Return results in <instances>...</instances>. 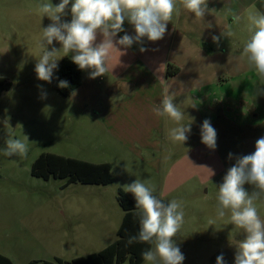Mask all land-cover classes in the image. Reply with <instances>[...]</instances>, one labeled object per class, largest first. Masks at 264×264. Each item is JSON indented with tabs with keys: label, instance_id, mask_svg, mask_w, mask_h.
<instances>
[{
	"label": "rangeland",
	"instance_id": "374dc122",
	"mask_svg": "<svg viewBox=\"0 0 264 264\" xmlns=\"http://www.w3.org/2000/svg\"><path fill=\"white\" fill-rule=\"evenodd\" d=\"M43 2L0 0V78L12 83V88L0 96V255L13 264H59L57 259L72 262L99 253L118 239L124 216L118 190L140 179L155 185L153 194L164 202L173 198L183 201L184 223L174 237L185 257L183 264H216L221 254L225 264H235L237 245L246 234L230 223V213L217 219V194L236 157L252 154L257 139L264 136V91H258L264 82L257 75L253 84L241 81L233 95L224 100V112L214 108L218 111L216 122L211 124L217 133L214 150L201 142V117L192 104L186 110L180 108L185 113L180 123L191 126L187 141L183 145L172 142L168 132L177 125L161 117L165 122L159 138L163 148L155 158L153 153L144 159L101 127L94 114L103 111L107 102L95 100L85 105L78 91L63 97L49 82L37 78L42 29L52 23L38 11ZM51 3L56 6L60 0ZM70 9L71 0L62 22L71 21ZM248 38L247 34L242 37L241 53ZM53 47L59 50L62 45L54 40L47 49ZM72 55L62 57L58 65ZM225 68L215 60L205 69L206 76L210 80ZM90 71L84 70L85 75ZM231 88L220 92L222 97ZM227 106L231 113L226 112ZM135 120L147 124L137 116ZM24 135L29 140L27 156H4L6 139H23ZM43 154L109 163L114 182L108 186L67 185L68 179L46 181L33 176L32 166ZM244 188L249 194L256 190L247 183ZM257 208L264 219V199L257 201ZM209 220L215 223L209 226Z\"/></svg>",
	"mask_w": 264,
	"mask_h": 264
},
{
	"label": "clouds",
	"instance_id": "9594fccd",
	"mask_svg": "<svg viewBox=\"0 0 264 264\" xmlns=\"http://www.w3.org/2000/svg\"><path fill=\"white\" fill-rule=\"evenodd\" d=\"M180 2L183 9L194 14L196 20L204 21L206 14L213 15L215 12L208 8V0ZM69 4L70 0H60L58 5L53 6L51 0H45L38 5L40 15L52 21L42 29L39 42L42 52L35 65L39 80L50 83L54 70L58 69V61L69 53H73L71 60L80 70H91L89 78L105 75L109 71L113 50L123 55L124 52L118 46L127 49L143 37L153 42L162 39L168 22L179 11L177 0H71V21L62 22L61 17L65 15ZM229 14L233 24L241 21V16L231 10ZM246 20L250 35L241 54L246 57L248 65L254 68L259 80L264 82V12L252 5L246 12ZM125 21L134 26L135 36L125 34L117 40V34L124 31ZM211 27L210 22L206 24V28ZM98 34L102 36L100 43H96ZM233 35L230 28L221 32L223 37L231 38ZM221 36L213 35V42L219 44ZM54 40L62 47L59 50L53 47L49 51L47 46L52 45ZM140 51L146 49L141 47ZM58 86L65 88L69 84L61 80ZM258 91H264V88ZM174 99V94L165 95L153 111L177 125L169 129L168 138L183 145L191 126L180 123L185 113L174 103ZM216 139V130L205 119L201 127V142L214 150ZM28 142L25 135L23 139L9 136L3 155L26 157ZM228 158L232 159L233 154L229 153ZM246 183L254 185L256 190L249 194L244 188ZM123 189L133 195L140 217L139 232L129 236L127 244L139 241L152 246L141 254L146 264H183L185 257L174 240L184 223L183 201L173 198L164 202L153 194L155 185L140 179L123 185ZM261 199H264V136L257 139L252 154L236 157L235 164L228 169L218 188L217 219L230 213V223L246 234L237 245L235 264H264V219L257 208V201ZM208 223L211 226L215 221L209 220ZM216 264H225L223 254L217 256Z\"/></svg>",
	"mask_w": 264,
	"mask_h": 264
},
{
	"label": "crops",
	"instance_id": "0c3cea01",
	"mask_svg": "<svg viewBox=\"0 0 264 264\" xmlns=\"http://www.w3.org/2000/svg\"><path fill=\"white\" fill-rule=\"evenodd\" d=\"M252 5L264 12V0H208V8L215 12L206 14L202 21L196 20L194 14L183 9L177 0L179 11L168 22L162 39L153 42L143 37L127 49L118 46L124 54L112 51L109 71L105 75L91 79L89 72L85 75L82 70L83 82L76 92L85 105L95 100L107 102L106 108L96 110L94 115L108 135L124 147H133L144 159L153 153L152 158H155V153H160L163 148L159 138L164 132L165 122L160 121L161 117L154 113L153 108L165 95L174 94V103L184 110L194 104L201 122L208 119L214 124L218 114L214 108L224 112V100L233 95L241 81L246 85L257 81L240 49L242 37L250 35L246 12ZM229 10L241 16L238 24L232 23ZM209 22L212 27L206 28ZM123 28L124 31L115 39L125 34L135 36L134 26L128 21L124 22ZM229 28L234 35L231 38L221 36V32ZM213 35L221 36L219 44L213 42ZM101 40L102 36L98 34L96 43ZM141 47L146 51L141 52ZM215 60L220 67L226 68L209 80L205 69ZM169 66L178 70L174 76L167 75ZM229 86L234 88L222 97L220 92L227 91ZM226 112L231 113L232 109L227 106ZM135 116L147 124H138ZM128 120L131 122L129 125Z\"/></svg>",
	"mask_w": 264,
	"mask_h": 264
},
{
	"label": "trees",
	"instance_id": "16d2710c",
	"mask_svg": "<svg viewBox=\"0 0 264 264\" xmlns=\"http://www.w3.org/2000/svg\"><path fill=\"white\" fill-rule=\"evenodd\" d=\"M177 71V69L169 66L167 75L169 77L174 76ZM61 80L67 81L69 86L59 87ZM82 82V70L71 59L65 58L58 65V69L54 70L50 84L61 96L69 97L82 85ZM11 88L12 83L5 78H0V96ZM32 175L46 181L51 178L68 179L67 185L81 182L88 185L108 186L114 182L112 165L109 163L95 164L53 154L41 155L32 166ZM117 200L124 211V217L117 232L118 239L99 253L77 258L72 262L57 259L59 264H123L127 260L130 264H143L145 262L141 254L152 246L139 241L131 245L127 244L128 237L137 235L139 232L140 217L135 208V199L131 193L119 189ZM0 264H13V262L8 257L0 255ZM29 264L52 263L32 261Z\"/></svg>",
	"mask_w": 264,
	"mask_h": 264
}]
</instances>
